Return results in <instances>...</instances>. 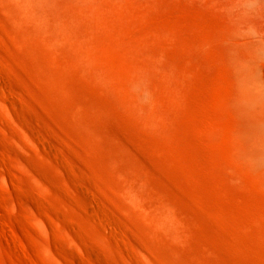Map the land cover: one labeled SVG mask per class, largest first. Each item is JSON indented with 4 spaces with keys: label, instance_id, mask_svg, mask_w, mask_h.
Here are the masks:
<instances>
[{
    "label": "rangeland",
    "instance_id": "obj_1",
    "mask_svg": "<svg viewBox=\"0 0 264 264\" xmlns=\"http://www.w3.org/2000/svg\"><path fill=\"white\" fill-rule=\"evenodd\" d=\"M0 264H264V0H0Z\"/></svg>",
    "mask_w": 264,
    "mask_h": 264
}]
</instances>
